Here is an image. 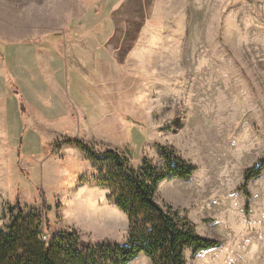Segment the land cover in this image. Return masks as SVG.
Instances as JSON below:
<instances>
[{"label": "rangeland", "instance_id": "1", "mask_svg": "<svg viewBox=\"0 0 264 264\" xmlns=\"http://www.w3.org/2000/svg\"><path fill=\"white\" fill-rule=\"evenodd\" d=\"M3 55L0 229L18 200L42 213L43 235L127 241L80 139L135 169L163 151L193 163L155 195L220 242L186 248V264H264V164L245 181L264 160V0H0ZM36 60L46 84L30 92L21 75Z\"/></svg>", "mask_w": 264, "mask_h": 264}, {"label": "trees", "instance_id": "2", "mask_svg": "<svg viewBox=\"0 0 264 264\" xmlns=\"http://www.w3.org/2000/svg\"><path fill=\"white\" fill-rule=\"evenodd\" d=\"M72 140L87 152L98 173V184L109 189L110 200L126 213L127 241L81 247L80 236L73 229L52 232L45 240L42 213L27 210L17 200L5 212L8 223L0 229V264H127L140 253L149 256L152 264H186V248H193L196 254L220 243L199 235L171 205L156 200L159 183L170 177L189 178L196 168L193 163L163 151L161 166L144 159L135 169L115 149L98 153L88 143ZM263 164L264 160L247 170L245 181L258 175Z\"/></svg>", "mask_w": 264, "mask_h": 264}, {"label": "crops", "instance_id": "3", "mask_svg": "<svg viewBox=\"0 0 264 264\" xmlns=\"http://www.w3.org/2000/svg\"><path fill=\"white\" fill-rule=\"evenodd\" d=\"M8 59L9 58H8L7 55H3L2 58L0 59V104L3 105V108L7 104V101H5V100L9 99V88H8V83H7V80H6V74H5L6 71L9 70V67H10L8 65V62H9ZM31 69L32 70L30 72L28 70V68H24L22 70L23 73L21 75V78H22L23 74H25V77H26L27 81L28 82L31 81L32 88H30V90H29L28 86L25 84L26 85V89L29 90L30 92L33 91V90H36V88H37L36 84L42 83L43 81L46 84V78H45V75H44V71L42 72L41 67L39 65V62H37V60H36L35 67H32ZM23 80H24V78H23ZM21 85H24V84L22 83Z\"/></svg>", "mask_w": 264, "mask_h": 264}, {"label": "built area", "instance_id": "4", "mask_svg": "<svg viewBox=\"0 0 264 264\" xmlns=\"http://www.w3.org/2000/svg\"><path fill=\"white\" fill-rule=\"evenodd\" d=\"M43 239H48V236L47 235H43Z\"/></svg>", "mask_w": 264, "mask_h": 264}]
</instances>
